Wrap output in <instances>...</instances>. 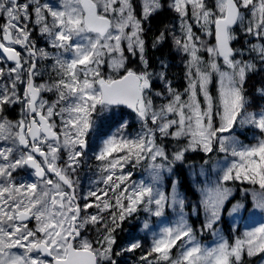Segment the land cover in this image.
I'll return each instance as SVG.
<instances>
[{"label": "snow or ice", "instance_id": "6c2138e0", "mask_svg": "<svg viewBox=\"0 0 264 264\" xmlns=\"http://www.w3.org/2000/svg\"><path fill=\"white\" fill-rule=\"evenodd\" d=\"M168 6L179 16L182 35L174 36V44L189 57L188 86L176 91L161 60L155 75L171 99L156 108L144 36L145 25L164 7L162 0H140L139 15L137 0H0V17H6L0 25V65L11 62L0 67V264H118L121 255L142 247L140 240H131L116 250L117 230L141 210L147 214L142 229L151 232L152 242L140 264H243L245 256L264 254V223L231 243L218 228L226 215L264 217V104L250 111L254 101L245 87L248 76L264 65V43L251 44L250 59L232 46L241 25L245 34L264 41V0H213L211 7L207 0H171ZM245 12L250 14L246 25ZM189 19L212 42L196 35ZM34 32L52 51L37 46ZM166 33L155 37L152 48ZM126 51L141 67H129ZM46 60L52 75L37 83L39 64ZM47 93L55 99H45ZM254 95L264 101V84ZM16 106L14 121L7 112ZM122 108L140 123L135 136L125 131L130 122L120 115ZM113 123L115 131H105ZM238 129H252L256 143L243 144ZM90 136L99 139L97 183L105 187L89 190L81 206L72 177ZM169 137L187 143L169 152L163 142ZM214 150L224 154L213 165L214 179L205 168L209 160L198 171L194 162H186L189 152ZM142 162L147 181L133 180L134 172L126 169ZM177 165L203 177L194 189L199 199L189 209L197 217L202 212L199 228L185 212L187 194L174 178ZM21 170L35 180L19 182L14 173ZM234 182L253 187L240 189L243 198L236 199L229 186ZM92 207L98 211L88 214ZM169 209L175 220L154 231L151 218H166ZM31 220L36 223L30 228ZM90 226L101 233L95 241L82 235ZM203 232L217 242L202 244L198 234Z\"/></svg>", "mask_w": 264, "mask_h": 264}, {"label": "rangeland", "instance_id": "374dc122", "mask_svg": "<svg viewBox=\"0 0 264 264\" xmlns=\"http://www.w3.org/2000/svg\"><path fill=\"white\" fill-rule=\"evenodd\" d=\"M209 6L211 7L213 5V0H207ZM162 3L164 4V9H169L173 16L172 19H170V24L167 29V34L171 37L172 39V44H173V52H174V58H169L166 56H154L155 59H151L148 55V49H147V56L150 60V65L151 67L149 68L150 71H153L154 76H153V91L149 95L152 96L153 99V104L156 108H159L161 105L167 104L168 101L171 99L170 95L167 93L166 88H165V83L164 81H161L155 73H159L162 69L160 68V61L163 60L167 64V78L169 81H171L172 87L180 92L183 93L185 88L188 86V81L186 79L185 73H186V61L189 59V57L184 54L181 50H179L176 45L174 44V36L175 37H181V29H180V20L178 14L171 9L168 5L171 3V0H162ZM137 11V10H136ZM141 11V8H140ZM161 11V10H160ZM159 12V11H158ZM139 15V13L137 12ZM250 14L248 12H245L246 19L244 21V24L246 25L249 21L247 17ZM6 17H0V25H2L5 21ZM189 23L193 24V31L196 33V35H199L202 40H207L208 42H212L211 38L205 37L203 32L199 29V26L194 22L193 19H189ZM235 32L238 36V39L236 41H239V45L235 46L236 49H242L244 50V59H250L251 56H254L255 54H249L248 49L251 47L252 43H264V41H261L255 37H253L250 34H245L243 30V25L237 27L235 29ZM2 35V33H0ZM33 39L37 40V46L38 47H48L45 43L44 38H38V32L33 33ZM144 39H147L144 36ZM153 42V41H152ZM165 43V40L157 45L156 48L159 46H163ZM152 45V44H150ZM17 50L21 52L22 55H26L27 53L20 47V46H15ZM148 48V45H147ZM154 48V49H156ZM49 51H52L50 47H48ZM201 54L204 55L205 59H207V53H204L203 50H201ZM125 55L128 56L129 59V67H141L139 64V61L136 57L131 56L130 53L125 52ZM241 58V57H237ZM11 62L7 63L6 65H0V67H10ZM264 69V65H260ZM40 71L42 73L41 77L37 78V83H41L44 81H48L50 79V76L52 75L51 73V61H41L39 64ZM103 71L107 75L109 73V69L107 66L104 67ZM215 83V82H214ZM213 83V84H214ZM212 84L211 90H213L214 85ZM216 91V84H215V90H213V94H215ZM156 92H162L163 95L161 96H156ZM45 99L48 100H54L55 95L53 93H47L44 96ZM184 99H187L185 96ZM250 111L253 110H258V106L253 102V104L249 107ZM8 111L12 112H17V116H10L7 112V115L9 116L10 119L16 120L19 118V106L13 107ZM120 115L127 119L130 122L129 127L125 130L127 134H130L132 136H135L139 131H140V123L136 119L135 114L127 109V108H122L120 110ZM107 127H111L112 131H115V124H111L109 126H106L105 131H107ZM242 132V134H241ZM239 136L240 141L243 144H255L256 140L253 138V130L252 129H246V130H237L236 133ZM174 139L171 137L164 139V143H169V147L167 149L170 150V152L174 151V148L178 146V144ZM182 144L187 143L186 139H181ZM2 143V142H0ZM98 146H99V139L95 136H90L89 137V147L88 150L84 156V158L81 160V165L76 171L74 181L77 182V196L79 199V203L81 206L84 204V199L88 193L89 190H96V188H101L103 189L105 186L102 183H97L100 180V172H99V162L95 160V153L98 151ZM201 152V151H200ZM203 153V152H201ZM224 157L223 153H219L217 151H213L212 153L206 154L205 160H209L210 163L208 165H205L206 170L209 172V175L212 176L214 179L215 176L212 175V168L213 165L216 163L217 160H222ZM197 165V171L199 169V166L203 164L204 161H193ZM147 168V163L142 162L140 166H138L135 169H132L131 166H128L126 170L128 171H133L134 175L132 177L133 180L139 181L140 179H145L147 181L148 178V173L146 171ZM16 176L17 180L19 182H32L35 180L34 176L29 177L27 171L21 170L16 173H14ZM187 175L192 184V190L198 188L202 181L203 177H200L199 175L195 174L191 168L187 167ZM178 177L177 172L175 171L174 173V178ZM180 179V178H179ZM181 181V179H180ZM167 183V182H166ZM230 187H233L236 189L234 192V196L236 199H242L243 195L240 189L243 188H252L253 185H250L247 182L241 183V182H234L229 185ZM180 190L182 192H185L187 194V203L188 207L185 208L186 214H189L190 216V223L194 225V227L199 228L200 224L203 221V214L201 212V215L199 217L192 215L189 211L191 205L195 204L197 200L199 199L198 192L194 190V195H190L184 190L182 185L180 184ZM235 200H233L231 203H234ZM230 206V205H229ZM249 207H251L250 203V198H249ZM98 210L95 207L89 208L87 210L88 214H95ZM225 212H227V208L225 209ZM105 218L109 215L108 212L103 213ZM244 216H247V213H243ZM147 217V214L144 213L142 210L135 214L133 217L127 219L122 227L120 228L122 232L118 229L117 232H120L121 235H124V238L117 242L116 245V250L119 251L120 248L126 247L128 242L131 240H140L141 243L143 242H149V246L151 247V242H152V234L151 232H148L146 230L142 229V222L144 219ZM175 214L169 209L167 211L166 218H156L153 217L152 219V228L154 231H158L160 227L164 226L165 224L172 223L175 220ZM35 220H31L29 222V227H33L35 225ZM260 223H264V217H262L260 214H257L255 217H248L246 219H240V218H234L232 216H225L224 220L220 225H218V228L220 232L225 236V238L231 243L233 242L234 238L236 236H240L243 234V232L247 229H251L252 227L258 226ZM126 224V225H125ZM125 225V226H124ZM82 235L86 236L90 240H97L101 233L96 231V227L90 226L87 228L86 231L82 233ZM117 236V233H116ZM198 239L201 241L202 244L205 245H213L215 242H217V238L213 236L209 232H203L198 234ZM117 241H118V236H117ZM176 250H174L175 252ZM133 252L130 253H124L118 258V264H140V259L135 260L133 259ZM252 258V264H264V254L257 255Z\"/></svg>", "mask_w": 264, "mask_h": 264}, {"label": "trees", "instance_id": "16d2710c", "mask_svg": "<svg viewBox=\"0 0 264 264\" xmlns=\"http://www.w3.org/2000/svg\"><path fill=\"white\" fill-rule=\"evenodd\" d=\"M136 10L138 13H140V0H137ZM172 16H173V14L169 9H164V10H161V11L157 12L156 14H154L150 18V23L145 25V28H146L145 37L147 39L148 55L151 59H155L154 56H156V57L157 56H166L169 58H174L172 39L167 33H166L165 43L163 46H159L158 48L154 49L150 45V44H152V41L155 39V37L157 35H159L160 32L168 29V26H169L170 21H171L170 19H172ZM233 44H234V47L238 46L239 41H235ZM258 67L261 70L255 72L253 74H250L248 76L247 83L245 85V87L247 89V94L253 98V101L255 102V104L257 106L264 104V101H261L258 97H256L254 95L257 85L264 84V69L260 65H258ZM213 85H214L213 90H215V83ZM8 114L12 117L17 116V112L8 111ZM173 142H176L178 144V146L183 145L182 144L183 142H181V141L177 142L175 140ZM164 144L167 146V148L169 147V143H164ZM177 147H175L174 150ZM167 150L170 152L169 149H167ZM205 158H206V154L201 153L200 151L189 152L186 154V162L204 161ZM175 171L177 172L178 177L181 179V185L184 188V190H186V192L188 194H190L191 196L194 195V190H192V184H191L189 178H187L188 177L187 167H185V165H177ZM72 178H73V180L74 179L76 180L75 175H73ZM119 230L122 232L121 229H119ZM117 236H118L117 242L121 241L124 238V235H121L120 232H117ZM149 249H150L149 242H143L142 247L140 249L136 250L135 252H133L134 253L133 259H135V260L140 259V257ZM251 260H252V258H248L245 256L243 264H252Z\"/></svg>", "mask_w": 264, "mask_h": 264}, {"label": "water", "instance_id": "95a60500", "mask_svg": "<svg viewBox=\"0 0 264 264\" xmlns=\"http://www.w3.org/2000/svg\"><path fill=\"white\" fill-rule=\"evenodd\" d=\"M233 46V45H232ZM234 47V46H233ZM18 51V50H17Z\"/></svg>", "mask_w": 264, "mask_h": 264}]
</instances>
